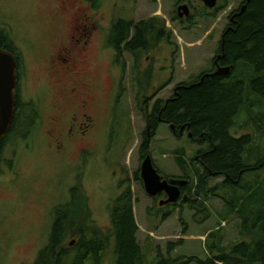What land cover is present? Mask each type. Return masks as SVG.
<instances>
[{
  "label": "rangeland",
  "instance_id": "374dc122",
  "mask_svg": "<svg viewBox=\"0 0 264 264\" xmlns=\"http://www.w3.org/2000/svg\"><path fill=\"white\" fill-rule=\"evenodd\" d=\"M174 2L103 0L95 8L85 0H0V39H10L21 58L20 99L39 105L43 117H47L52 105L60 99L55 69L64 67L60 61L51 64L48 61L64 44L69 52L61 57L69 60L74 51L71 24L80 13L89 15L98 27V37L103 35L104 41L113 24L120 19L139 23L160 16L166 20L167 29L173 32L172 44L162 42L153 52L143 56L139 67L141 81L134 80V63L128 54L120 62L126 65V73L114 67L112 62L116 54L108 43L104 51L100 50V42L97 46L95 43L93 51L82 58L83 62H88L81 65L76 75L82 93L85 96L92 93L93 113L98 122L89 153L79 158V145L74 144L66 156H56L47 149V140L42 141V146L38 140L45 127L38 128L33 136L38 142L32 149H29L31 140L25 141L23 134L7 142L0 155V264L36 263L50 243L55 209L70 201L71 191L77 186L88 196L89 207L78 209L79 221L74 232L87 215L86 219L90 217L95 223L93 228L109 234L111 207L130 190L139 228L137 239L145 257L142 264H155V258L160 261L159 255L173 260L197 257L205 261L210 256L205 246L206 233L219 229L227 246L250 243L241 237L240 220L227 214L223 200L229 193L227 189L218 188L210 193L206 202L210 218L206 220L205 214L190 210L188 205L178 209L160 206L162 200H153L141 179V148L145 138L150 139L148 118L154 104L169 100L179 84L192 82L210 69L222 29L228 23L224 13L217 19L198 16L187 24L190 29L184 30L182 23L171 21L170 17L175 18L172 14ZM239 2L231 0V6ZM210 29L213 32L209 35ZM149 71L152 80L145 81ZM121 84L125 89L123 99L114 107ZM240 121L242 126L232 130L233 136L255 134L253 127L246 125L243 115ZM13 139L17 140L13 142ZM191 140L187 135H175L166 123L160 125L156 137L151 139L150 155L162 177H185L177 163L178 154L190 165L198 151L206 148V144L202 146ZM258 140L252 146L257 147L255 152L262 156L264 139ZM253 179L261 183L260 186L264 185V169L246 175L248 183L253 184ZM223 182V177L214 178L209 188L213 191ZM253 196H264V188L256 190ZM167 214L170 216L165 219ZM77 240L69 238L66 246L73 248ZM111 243L102 264L116 262L114 240Z\"/></svg>",
  "mask_w": 264,
  "mask_h": 264
},
{
  "label": "trees",
  "instance_id": "16d2710c",
  "mask_svg": "<svg viewBox=\"0 0 264 264\" xmlns=\"http://www.w3.org/2000/svg\"><path fill=\"white\" fill-rule=\"evenodd\" d=\"M85 1L97 8L103 0ZM219 15L211 18L217 19ZM170 18L176 23V18ZM238 22L239 28L226 44L228 62H237L233 71L234 81L220 76L204 82L198 79L179 84L169 100L157 101L148 118L150 139L145 138L141 154L143 159L145 155H150L151 139L156 137L162 123L173 125V132L178 137H183L180 131L184 128L191 134L192 143L206 144L190 165L179 154L176 158L185 175L182 180L190 181L189 199L182 203L198 214H205L206 220H209L210 211L206 202L210 193L218 188L221 191L227 189L229 193L223 196L227 214L240 220L241 237L250 243L227 246L219 229L206 233L205 246L210 256L205 261L197 257L173 260L159 255L158 264H264V196H253L264 185L255 182L256 177L252 180L253 184L246 181V175L264 169V155L257 154L255 150L258 148L252 146L259 142L258 139H264V0H252ZM172 33L167 29L166 20L160 16L139 23L120 19L113 24L107 43L116 53V64L120 65L126 54L130 56L137 82L141 81L139 67L143 56L153 52L162 42L172 44ZM0 49L15 53L10 39H0ZM121 66L126 73V65ZM148 73L145 81L152 80V73ZM124 92L121 84L114 107L121 104ZM37 111L35 103H24L19 98L15 119L4 142L21 134L24 139L31 137L36 131L34 120ZM242 115L247 120L246 125L253 127L254 135H232V130L242 126ZM255 153L257 157H254ZM219 177H223L224 182L212 191L210 181ZM71 194L69 202L55 209L50 243L35 264H102L112 240L115 264H142L145 257L137 239L139 228L134 218L130 190L111 207L112 227L109 234L93 228L95 223L90 217L86 219L87 215L78 231L74 232L73 228L79 221L78 209H88L89 198L80 186L74 187ZM192 194L197 201H192ZM168 216L170 214L165 219ZM71 237L78 240L73 248H68L66 242Z\"/></svg>",
  "mask_w": 264,
  "mask_h": 264
},
{
  "label": "flooded vegetation",
  "instance_id": "af4514ba",
  "mask_svg": "<svg viewBox=\"0 0 264 264\" xmlns=\"http://www.w3.org/2000/svg\"><path fill=\"white\" fill-rule=\"evenodd\" d=\"M252 2H248V0H240L239 4L236 6H231V0H216L214 7H208L201 0H175V5L173 8V15L176 18V21L182 23V27L185 30H189L190 27L187 24L196 17H213L218 14H227L228 23L223 27L221 32V37L219 40L218 48L215 51L214 57L211 61L210 69L205 72H202L196 79L192 82L197 81L198 79L201 82H204L206 79L220 76L224 80L234 81V73L236 63L235 61H229L227 57V48L226 44L228 42L229 37L239 28L238 20L242 18V16L247 12L249 4ZM188 5L191 9V16L189 18H181L179 8L181 6ZM244 7L246 9L244 10ZM72 27V35H71V45L74 51L71 52L69 56V60H62V55L67 53L68 46L64 44L60 45L59 48L52 54L53 59L48 61V64L54 62L64 63V67L58 66L55 69L56 78L59 81V91H60V99L54 105H52L51 110L47 117H43V109L38 105L37 117L34 120L36 131L38 128L45 127V132L43 136H38V140L41 142L47 140V149L50 150L56 156H66L67 152L71 145L78 144L79 145V158L84 154L90 152L89 147L92 143V136L96 133L98 129V122L93 113L92 107V93H88L85 96L82 93L80 79L77 77V73L81 65L83 66L88 62H83L82 58L90 54L94 49V44L100 42V50L104 51L107 40L104 41L103 35L98 37V27L92 22V19L89 18L88 14L80 15L75 17L73 20ZM209 35L213 32V30L207 31ZM78 35H80L78 37ZM208 35V36H209ZM69 52V51H68ZM89 52V53H88ZM17 60V87L15 90L16 96V107L20 98L19 89H20V78L23 74V68L21 63V58L18 53H12ZM116 54V53H115ZM116 57V56H115ZM112 62V61H111ZM114 63V67L116 69H120L122 72V66L115 63V59H113L112 64ZM230 68L229 72H219L220 69ZM51 69V68H50ZM260 78V77H259ZM258 79V78H257ZM118 94V93H117ZM175 95V94H174ZM16 110V108H15ZM15 119V116H14ZM182 135H187L192 139L191 134L187 131H180ZM9 134V133H8ZM28 137L25 141L31 140L29 144V149L34 148L35 144L38 140H34L33 136ZM5 138L2 140L0 145V155L2 150L6 146L7 142H12L11 139L7 142ZM18 140H22L17 138ZM17 139H13L15 142ZM37 139V138H36ZM35 141V143H34ZM34 143L33 146H31ZM28 144V143H26ZM25 144V145H26ZM147 155L144 156V159ZM143 159V160H144ZM171 180L177 179L175 177L165 178L162 177V180ZM180 179V178H178ZM190 188V181L188 184L181 189V197L175 204L167 205L170 208H181L183 207V201H187L189 199L188 189ZM167 200L168 197L166 193H162L159 196L153 198V200ZM192 201H197L194 195H191ZM159 261L155 258V264Z\"/></svg>",
  "mask_w": 264,
  "mask_h": 264
},
{
  "label": "water",
  "instance_id": "95a60500",
  "mask_svg": "<svg viewBox=\"0 0 264 264\" xmlns=\"http://www.w3.org/2000/svg\"><path fill=\"white\" fill-rule=\"evenodd\" d=\"M208 7H214L216 0H201ZM251 0H248L250 2ZM246 7H244V10ZM181 18H189L191 9L188 5L179 9ZM17 60L8 50L0 49V145L11 129L16 108L15 90L17 87ZM230 68L220 69L219 72L228 73ZM175 131V127L171 125ZM141 179L147 194L155 198L166 193L168 199L162 200L160 206L175 204L181 197V189L188 184V180L171 179L162 180L159 170L155 167L151 155H147L141 166ZM75 241L71 243L73 246Z\"/></svg>",
  "mask_w": 264,
  "mask_h": 264
},
{
  "label": "bare ground",
  "instance_id": "6f19581e",
  "mask_svg": "<svg viewBox=\"0 0 264 264\" xmlns=\"http://www.w3.org/2000/svg\"><path fill=\"white\" fill-rule=\"evenodd\" d=\"M242 67V66H241ZM237 80V79H236Z\"/></svg>",
  "mask_w": 264,
  "mask_h": 264
}]
</instances>
